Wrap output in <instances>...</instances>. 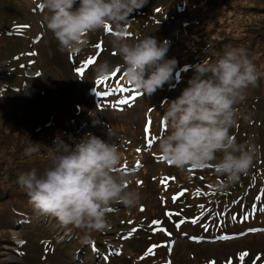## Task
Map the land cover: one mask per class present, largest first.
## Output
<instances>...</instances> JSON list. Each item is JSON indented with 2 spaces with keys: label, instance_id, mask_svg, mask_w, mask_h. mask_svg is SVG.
I'll list each match as a JSON object with an SVG mask.
<instances>
[{
  "label": "rangeland",
  "instance_id": "1",
  "mask_svg": "<svg viewBox=\"0 0 264 264\" xmlns=\"http://www.w3.org/2000/svg\"><path fill=\"white\" fill-rule=\"evenodd\" d=\"M216 1L221 6L191 7L186 20L182 12H175L176 3L182 0H170L166 6L163 1L148 0L129 17L137 20L129 28H135L143 38L151 35L158 42L169 40L167 56L182 53L183 44H189L194 52L184 55L192 65L207 58L198 48L208 44L222 47L233 39L239 48L262 60L257 66L263 78L264 0L212 3ZM160 5L173 15L163 16L166 24L155 19H159L155 12ZM45 12L43 0H0V81L4 82L0 87V203L24 192L17 184L21 173L36 166L42 174L40 170L50 164L55 136L71 144L69 135L78 139L90 132L118 145L121 162L115 174L125 178L126 188L136 191L139 199L132 207L119 203L108 207L110 236L116 234L125 241L112 244L114 255L101 256L89 264H264V218L252 219L255 208L264 209V96L258 85L251 86V96L245 92V99L237 104L238 126L230 133L238 143L258 148L253 166L261 164V171L250 177L262 175L260 181L252 187L249 182L247 189L246 180L232 186L238 191V203L247 206L224 209L216 202L211 208H193L197 186L204 189L210 184V189L218 190L223 178L212 167L181 171L163 159L156 145L166 131L164 105L182 94L195 74L194 68L182 71L186 80L178 85L172 80L151 98L128 85L123 91H109L107 82L117 80L124 63L114 47V26L87 34L78 52L61 51L43 22ZM183 20L191 27L176 25ZM126 33L125 42L140 40V35ZM248 38L246 43L242 41ZM105 62L115 70L101 77L97 68ZM105 77L111 79L103 86L97 84ZM118 96L128 103L120 101L115 106ZM31 145L38 151L27 156L25 149ZM218 156L222 158V154ZM11 187L15 188L10 191ZM38 213L9 227L11 230L0 229V264H86L81 254L63 251L67 244L65 236L59 238L63 231ZM199 225L206 228L204 238L199 237ZM244 253L247 255L242 256Z\"/></svg>",
  "mask_w": 264,
  "mask_h": 264
},
{
  "label": "clouds",
  "instance_id": "2",
  "mask_svg": "<svg viewBox=\"0 0 264 264\" xmlns=\"http://www.w3.org/2000/svg\"><path fill=\"white\" fill-rule=\"evenodd\" d=\"M147 3L43 0V22L60 50L68 52L80 51L87 34L113 25V43L124 62L120 67L126 83L151 98L172 81L178 60L166 58L171 46L167 39L158 42L149 35L135 43L125 42L129 17ZM114 70L105 62L98 66L97 73L103 77ZM194 72L182 94L164 105L166 131L158 139L157 150L181 171L214 168L223 178L217 187L224 190L246 175L257 157L256 146L238 143L230 133L238 126L237 104L245 99L249 87L257 85L261 74L243 48L226 49L216 63H198ZM68 140L71 144L55 136L49 166L42 174L36 169L21 173L17 184L41 214L90 236L110 227L106 210L112 203L132 207L139 197L136 191L126 188L122 175L115 174L121 162L116 143L90 132L78 139L69 135ZM36 145L27 147L25 155L36 153Z\"/></svg>",
  "mask_w": 264,
  "mask_h": 264
},
{
  "label": "trees",
  "instance_id": "3",
  "mask_svg": "<svg viewBox=\"0 0 264 264\" xmlns=\"http://www.w3.org/2000/svg\"><path fill=\"white\" fill-rule=\"evenodd\" d=\"M162 1H164V6H166L170 0H162ZM212 1L213 0H190V6L188 7L187 6L188 0H182V2L176 3L175 12L183 8L185 13L188 14L190 13L191 7H196V6L205 7V5L208 7L216 6V4L218 3L219 6H221V2L216 1L212 3ZM162 14L171 15L173 17V15L169 14L168 12H163ZM248 40L249 38L243 39L242 41L247 42ZM233 41L234 40L231 39V43H227V45H223L222 46L223 50L225 51L226 49L229 48H239V46L236 44L237 41H235V43ZM224 51H222V53H224ZM247 53L249 59L254 63V65L257 68V71L261 74L260 69L257 65L258 63L259 64L262 63V60L255 59L250 50ZM3 83L4 82H1V84ZM257 85L260 88L261 93L264 95V77L262 78V74L260 75ZM48 166L49 164L46 163V165L40 170V173H43L45 168ZM15 167H19L18 164H15ZM33 168H35L38 172L36 166H34ZM13 189L14 188H12L10 191H12ZM30 203H31L30 198L29 196L25 195V192H21L20 196L17 194H13V197L11 199H9L3 204L0 203V228L4 230L7 227H10V225H12L19 217H22L25 214L30 213L32 211V206ZM24 205H27L29 207L28 210L25 209L26 207ZM54 222L58 224L60 227L62 226L64 231L69 232V237L71 238L72 241L70 242V244L73 243L72 245L67 246V252L70 253V255L75 254L77 250L79 251L80 249H84L85 252L87 253L86 257L89 258V255L91 254L92 251H94L96 247L100 249H102L103 247L105 248L106 246H108V242L111 241L108 229L102 232H93L89 236L84 230L77 229L74 227H67V228L64 227L63 225L60 224V222L56 218H54Z\"/></svg>",
  "mask_w": 264,
  "mask_h": 264
},
{
  "label": "snow or ice",
  "instance_id": "4",
  "mask_svg": "<svg viewBox=\"0 0 264 264\" xmlns=\"http://www.w3.org/2000/svg\"><path fill=\"white\" fill-rule=\"evenodd\" d=\"M109 31H110V29H109ZM89 63L92 64V63H94V62H93V61H89ZM81 71H83V70H81ZM115 78H116V79H119V76H116ZM109 79H111V77H105V78L101 79V81H100L101 86H103V85H104ZM121 90L123 91V90H125V89H121ZM121 103H123V104H127L128 101L125 99V100H122ZM181 195H183V193H181ZM225 239H226V237H225ZM148 252H149V254H151L152 249H149ZM243 255H247V253L242 254V256H243Z\"/></svg>",
  "mask_w": 264,
  "mask_h": 264
}]
</instances>
